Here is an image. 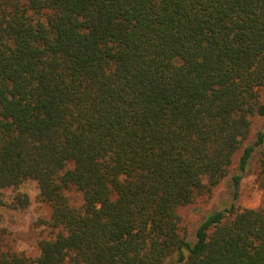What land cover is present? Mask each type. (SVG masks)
<instances>
[{"label": "trees", "instance_id": "obj_1", "mask_svg": "<svg viewBox=\"0 0 264 264\" xmlns=\"http://www.w3.org/2000/svg\"><path fill=\"white\" fill-rule=\"evenodd\" d=\"M263 88L264 0H0V208L52 209L0 264H264V206L179 213L253 161L264 188Z\"/></svg>", "mask_w": 264, "mask_h": 264}, {"label": "rangeland", "instance_id": "obj_2", "mask_svg": "<svg viewBox=\"0 0 264 264\" xmlns=\"http://www.w3.org/2000/svg\"><path fill=\"white\" fill-rule=\"evenodd\" d=\"M261 93L264 98V88ZM262 122L263 120L260 119L256 123ZM234 172L237 173V169ZM260 182V165L259 162L253 161L243 173L237 191L232 178L229 177L216 186L211 193L199 195L194 202L181 207L179 209L181 225L188 232L189 238L193 240L197 226L217 205L231 201L242 208H262L264 188ZM39 193L37 182L33 180L4 191L3 205L0 208V247L22 252L31 257L38 256V240L48 233L42 222L49 219L52 213L51 206L41 201ZM235 193H238L237 198ZM67 194L73 203L81 204L82 196L79 191L73 189ZM23 195H27L31 200L26 208H22L18 201V198Z\"/></svg>", "mask_w": 264, "mask_h": 264}]
</instances>
